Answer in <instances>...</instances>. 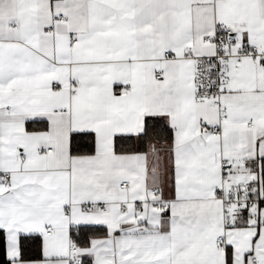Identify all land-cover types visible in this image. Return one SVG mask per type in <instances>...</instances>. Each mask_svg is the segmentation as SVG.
Here are the masks:
<instances>
[{
  "label": "snow or ice",
  "instance_id": "1",
  "mask_svg": "<svg viewBox=\"0 0 264 264\" xmlns=\"http://www.w3.org/2000/svg\"><path fill=\"white\" fill-rule=\"evenodd\" d=\"M0 264H264V0H0Z\"/></svg>",
  "mask_w": 264,
  "mask_h": 264
}]
</instances>
